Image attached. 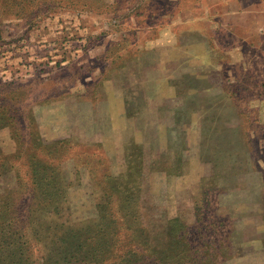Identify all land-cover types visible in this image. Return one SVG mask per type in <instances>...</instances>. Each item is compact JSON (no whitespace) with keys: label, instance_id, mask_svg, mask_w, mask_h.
Listing matches in <instances>:
<instances>
[{"label":"rangeland","instance_id":"rangeland-1","mask_svg":"<svg viewBox=\"0 0 264 264\" xmlns=\"http://www.w3.org/2000/svg\"><path fill=\"white\" fill-rule=\"evenodd\" d=\"M32 140L66 141L54 222L135 184L148 245L178 218L206 264H264V0H0L1 202Z\"/></svg>","mask_w":264,"mask_h":264},{"label":"trees","instance_id":"trees-1","mask_svg":"<svg viewBox=\"0 0 264 264\" xmlns=\"http://www.w3.org/2000/svg\"><path fill=\"white\" fill-rule=\"evenodd\" d=\"M29 142L30 184L26 187L25 204L14 206L8 198L0 201V264H121L122 260L131 259L134 262L129 264L207 263L202 235L188 234V225L178 218L167 221L160 246L145 242L151 234L137 232L147 228L140 225L137 207L133 206L138 202L139 187L135 184L127 188L117 184L112 189L114 192L106 189L98 220L86 223L83 229L74 228L70 220L54 222L60 217L67 198L63 196V188L70 184L64 187L59 184L60 176L52 162L61 158L66 141L39 145L33 140ZM0 165V169L8 168L6 163ZM44 214L54 219L50 216L47 221ZM196 222H199L198 215ZM72 243L74 247L69 251L68 244Z\"/></svg>","mask_w":264,"mask_h":264},{"label":"crops","instance_id":"crops-1","mask_svg":"<svg viewBox=\"0 0 264 264\" xmlns=\"http://www.w3.org/2000/svg\"><path fill=\"white\" fill-rule=\"evenodd\" d=\"M259 33H261V30H258Z\"/></svg>","mask_w":264,"mask_h":264}]
</instances>
